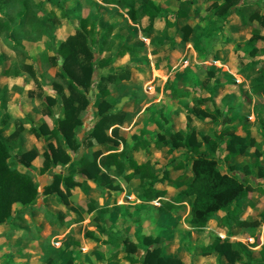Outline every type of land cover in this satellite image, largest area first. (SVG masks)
I'll return each mask as SVG.
<instances>
[{"label":"rangeland","instance_id":"374dc122","mask_svg":"<svg viewBox=\"0 0 264 264\" xmlns=\"http://www.w3.org/2000/svg\"><path fill=\"white\" fill-rule=\"evenodd\" d=\"M107 1L16 0L0 12V144L14 158L5 163L18 173L16 185L36 191L32 202H14L0 223V264H44L48 258L54 264H130L125 257L145 264L153 251L165 261L219 264L216 253L205 256L202 249L223 239L221 230L245 245L249 236L260 242L264 230V102L252 90L264 83V38L240 22L254 5L264 8V0H153L170 26L160 18L149 32L146 19L135 25L126 15L132 6L139 12L141 0ZM185 25L191 34L183 43ZM102 34L114 41L104 54L112 63L90 68L98 58L90 41ZM121 45L138 56L114 55ZM64 48L71 51L67 60ZM110 74L115 80L107 85L103 78ZM99 83L108 96L102 97ZM182 133L192 135L220 171L248 178L250 198L233 204L244 209L242 227L225 211L202 228L186 226L192 199L180 195L185 184L170 164L185 149L169 150ZM234 138L245 139L246 147L228 159L241 144L228 145ZM140 140H161L147 156L140 149L134 154L137 162L150 160L158 176L168 170L171 183L160 202L141 201L149 181L137 176L127 182L114 169H98L107 179L98 187L78 173L81 157L99 165L108 146L121 151L124 141L130 155ZM55 174L71 175L72 184L54 185ZM90 201L92 216L85 213ZM78 215L88 221L73 228ZM245 249L249 257L239 263L220 262L264 264V246Z\"/></svg>","mask_w":264,"mask_h":264},{"label":"trees","instance_id":"16d2710c","mask_svg":"<svg viewBox=\"0 0 264 264\" xmlns=\"http://www.w3.org/2000/svg\"><path fill=\"white\" fill-rule=\"evenodd\" d=\"M16 0H0V12H3L8 6L14 4ZM232 1V0H230ZM108 4H118V0H108ZM139 7L141 8L138 12L133 6L129 7L126 11V15L133 24H139L141 20L146 19L147 26L144 28L145 31H151L158 19L166 17V12L162 8L155 4L152 0H141L139 2ZM24 13L22 16L26 15V5L23 2ZM179 18L185 17L184 13H178ZM166 27L170 26V23L165 19ZM241 22L243 25L252 26V34L254 36H259L260 30L264 27V15L259 12H253L249 18H242ZM256 26H254L255 24ZM85 19L79 21V26L82 31L85 30L86 26ZM183 39L182 42L186 43L190 34L191 27L185 25L183 28ZM84 37H87V32L83 33ZM92 45L97 46V56L95 63H90L89 67H96L97 69H104L112 63V57L104 58V54L111 52L114 46V41L110 39V35L102 34L98 39H92ZM65 51L63 59L67 60L71 51L67 48L62 49ZM264 53V49H262ZM116 56L123 57L128 55L131 58H136L138 52L131 49L126 45H121L115 51ZM107 85L113 83L115 80L114 75H109L103 78ZM70 86L75 87L70 81ZM99 88L102 85L98 84ZM253 94L258 98L259 102H264V83L256 85L252 88ZM109 91L104 87L101 89L102 97L108 96ZM55 130V129H53ZM33 134L38 132L30 131ZM56 131L50 133V137L55 136ZM249 133H247L248 137ZM40 135L38 134V138ZM206 140V139H205ZM240 142V147L234 151H230L228 154V159L230 157L239 156L243 153L246 147V140H240L234 138L232 141L227 140V144ZM246 141V142H245ZM245 142V143H244ZM123 149L119 151L115 146H108L107 154L103 155L99 161V165L95 162L88 161L84 157H81L75 162L78 167L79 174H87V176L92 180V182L98 187L103 186L107 181L104 173L99 174L98 169L109 171L114 169L117 171L125 181H131L135 176H137L140 182L149 181L147 187L144 188L141 201L144 203H151L154 201H161L162 198L166 196L165 184H170L171 179L169 178L168 170L165 168L162 170L161 176H158L152 171V162L146 157L142 162H137L134 159V154L137 153V149L142 150L145 156L148 155L152 148H159L161 145V140L155 142L149 140L137 141L134 147L131 149L130 155L126 149L124 141L121 142ZM167 144V143H163ZM170 152L181 146L185 149L182 159H175L170 164L173 165V171L177 174L176 180L182 181L185 184L183 190L180 191L181 196L191 198L189 215L185 219V224L189 229H197L206 226L208 221L221 211H226L230 215L237 217L240 214V207L236 205L233 206L237 201L243 199H249V191L252 193V189L248 185L247 177H240L236 174L229 172H222L218 169L217 163L214 159L207 157L204 153L199 151V145L195 142V138L188 134L182 133L180 139H175L173 143L170 144ZM235 145V144H234ZM12 159L10 151L0 144V176L4 179L0 185V223L4 222L5 218L9 215L10 206L19 201L22 204H28L32 202L36 197V191L30 185L24 187L16 185L18 182L19 175L11 170V167L7 166L6 160ZM14 159V158H13ZM12 165H15V161H11ZM127 167L130 172L127 171ZM14 168V167H13ZM54 185L61 181L65 184H72V176H63L60 174H55ZM252 178V177H251ZM17 180V181H16ZM254 180V179H253ZM259 191V189H257ZM88 189L84 188V192L87 193ZM94 202L90 201L87 205L86 214H91L95 211ZM77 212V211H76ZM78 214V212H77ZM264 221V215L262 217ZM83 221L82 216L78 215V218L74 221L75 224ZM238 225H241L238 222ZM235 248V249H234ZM234 250V251H233ZM216 253L220 258L224 257L228 261H240L243 257H249L246 251L241 247V245H232L228 240L216 239L212 244L205 246L202 249V255H212ZM158 252H148L145 254L144 263L145 264H181L177 260H163L161 257L157 256ZM130 264H135L138 261L130 257H125ZM44 264H54L51 258H48Z\"/></svg>","mask_w":264,"mask_h":264},{"label":"crops","instance_id":"0c3cea01","mask_svg":"<svg viewBox=\"0 0 264 264\" xmlns=\"http://www.w3.org/2000/svg\"><path fill=\"white\" fill-rule=\"evenodd\" d=\"M153 1V0H152ZM154 2V1H153ZM155 4H157V3H155ZM158 5V4H157ZM163 10V9H162ZM258 10V11H257ZM164 11V10H163ZM253 12H259L261 15H264V8H262V7H258L257 5H254L253 7H252V11H251V13H250V15L253 13ZM249 15V16H250ZM249 16H247V17H244V18H249ZM203 17V16H202ZM243 18V16H241V18H240V22H241V19ZM241 24H242V22H241ZM255 24V23H254ZM257 24H255L254 26H256ZM246 26H249V25H246ZM251 29H253V27L252 26H249ZM259 36H262L263 38H264V27H262L261 28V30H260V33H259ZM105 154H107V152L105 153ZM113 203V202H112ZM237 207H238V205H236ZM111 207V208H110ZM112 207H113V205L111 204V205H109V208L110 209H112ZM114 208V207H113ZM221 212H223V211H221ZM221 212H219V213H221ZM226 212V211H225ZM218 213V214H219ZM92 214L93 213H91L90 215L92 216ZM243 214H244V209H242V207L240 208V214L238 215V217H237V221L235 220V217L234 216H232V215H230L229 213H227L226 212V215L227 216H229V217H232L233 219H232V221H233V225L234 226H236V227H242V225H244L243 224V220H244V217H243ZM85 221H88V219L87 220H84L83 219V221L82 222H80V223H77V224H73V228H75V227H78V226H83V224H84V222ZM224 221H225V223H226V221H228L229 222V220H227L226 218L224 219ZM238 222H240V224L241 225H238ZM264 227V226H263ZM224 231L223 230H221V232L219 233V234H221V237L223 238V239H221V240H230L232 243L233 242H235V244H239V245H241V247L244 249V250H246L245 249V246H246V248H248L249 250H258V249H261L263 246H264V230H263V228L261 229V232H260V242L258 241V237H256L255 235L254 236H249L250 237V240L252 241V242H254V244H250V245H245L244 243H243V241H242V239H238V238H236V237H234V238H231V237H229V236H227L226 234H224L223 233ZM259 235V234H258ZM233 240H235V241H233ZM251 241H250V243H251ZM251 246V247H250ZM209 258H211V256H209ZM223 258L224 257H222V258H220L219 259V264H222L223 262H222V260H223ZM210 260H212V259H210ZM217 260V262H218V259H215V261ZM222 263H221V262ZM238 263H239V261H237Z\"/></svg>","mask_w":264,"mask_h":264},{"label":"built area","instance_id":"2783aa9c","mask_svg":"<svg viewBox=\"0 0 264 264\" xmlns=\"http://www.w3.org/2000/svg\"><path fill=\"white\" fill-rule=\"evenodd\" d=\"M251 244H254V242L251 241Z\"/></svg>","mask_w":264,"mask_h":264},{"label":"water","instance_id":"95a60500","mask_svg":"<svg viewBox=\"0 0 264 264\" xmlns=\"http://www.w3.org/2000/svg\"><path fill=\"white\" fill-rule=\"evenodd\" d=\"M49 185V184H48Z\"/></svg>","mask_w":264,"mask_h":264}]
</instances>
